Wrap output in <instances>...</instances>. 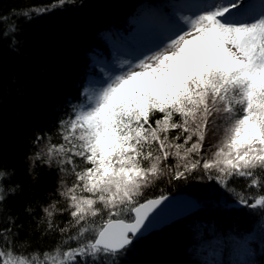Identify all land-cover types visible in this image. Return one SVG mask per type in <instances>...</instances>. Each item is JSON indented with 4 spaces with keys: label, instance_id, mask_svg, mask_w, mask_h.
I'll return each mask as SVG.
<instances>
[{
    "label": "snow or ice",
    "instance_id": "obj_1",
    "mask_svg": "<svg viewBox=\"0 0 264 264\" xmlns=\"http://www.w3.org/2000/svg\"><path fill=\"white\" fill-rule=\"evenodd\" d=\"M75 3L57 0L51 7ZM195 6L87 90L60 122L63 142L49 140L45 162L74 179L60 193L66 207H45L41 223L45 234L63 239L50 251H28L19 242L20 226L8 217L0 225V264H116L152 227L150 215L166 197L139 200L163 176L187 180L202 171L240 204L264 211V194L250 203L252 197L229 185L244 178L248 188L264 191V6L259 12L238 0ZM16 31L13 25L0 35ZM11 175L0 169V206L19 187L4 186ZM62 212L71 217L64 227L55 223Z\"/></svg>",
    "mask_w": 264,
    "mask_h": 264
},
{
    "label": "trees",
    "instance_id": "obj_2",
    "mask_svg": "<svg viewBox=\"0 0 264 264\" xmlns=\"http://www.w3.org/2000/svg\"><path fill=\"white\" fill-rule=\"evenodd\" d=\"M146 2L166 3L76 0L75 5L56 8L51 6L57 0H0V18H6L0 20V32L17 28L7 37L0 35V169L12 174L5 187L19 186L0 206V225L14 218L19 242L26 241L28 251H50L63 239L59 232L45 234L41 221L44 208L53 202L66 207L62 182L72 180L58 165L45 162L42 146L49 140L63 142L60 122L84 101L92 64L109 54L108 37L127 33L130 19ZM46 7L51 10L43 12ZM37 153L40 159H35ZM168 163L175 161L170 158ZM229 185L252 197L250 203L264 194L248 188L244 178ZM179 193L195 197L198 212L134 240L116 264H264V211L240 204L233 191L202 171L187 180L163 176L144 189L139 202ZM70 219L67 212L58 213L55 223L64 227ZM97 223L102 220L97 218Z\"/></svg>",
    "mask_w": 264,
    "mask_h": 264
},
{
    "label": "rangeland",
    "instance_id": "obj_3",
    "mask_svg": "<svg viewBox=\"0 0 264 264\" xmlns=\"http://www.w3.org/2000/svg\"><path fill=\"white\" fill-rule=\"evenodd\" d=\"M164 1L166 2L164 4L145 3L141 7L140 16L132 20V30L129 33L121 32L118 36L111 35L108 37L110 44L109 54L107 56H99L92 64L94 74L87 81L85 97L87 90L105 80L108 74L118 71L121 63L133 60L139 56L151 39L159 33L167 31L174 20L179 21L183 16L191 15L198 10L195 6L197 0ZM252 1L248 4H252L257 12L261 11L262 6H264V0ZM238 2L240 3L239 0ZM240 5L241 7L243 6L242 3ZM46 146H42L43 154L46 152ZM43 154L42 156H45ZM69 176L71 175L69 174ZM71 179L70 182L67 180L68 182L65 181L62 184L63 190L64 185L71 186L74 177Z\"/></svg>",
    "mask_w": 264,
    "mask_h": 264
},
{
    "label": "water",
    "instance_id": "obj_4",
    "mask_svg": "<svg viewBox=\"0 0 264 264\" xmlns=\"http://www.w3.org/2000/svg\"><path fill=\"white\" fill-rule=\"evenodd\" d=\"M163 197H166V199L150 215V219L153 221L152 227L145 235L139 238L162 230L179 220L189 217L198 212L200 208L199 201L187 193L166 195Z\"/></svg>",
    "mask_w": 264,
    "mask_h": 264
}]
</instances>
